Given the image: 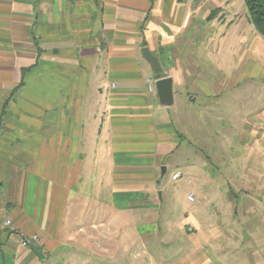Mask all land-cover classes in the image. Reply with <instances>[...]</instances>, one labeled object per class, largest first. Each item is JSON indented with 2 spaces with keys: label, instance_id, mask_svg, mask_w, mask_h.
I'll use <instances>...</instances> for the list:
<instances>
[{
  "label": "crops",
  "instance_id": "1",
  "mask_svg": "<svg viewBox=\"0 0 264 264\" xmlns=\"http://www.w3.org/2000/svg\"><path fill=\"white\" fill-rule=\"evenodd\" d=\"M236 2L0 0V264H63L80 223L98 218L102 167L112 218L100 227L126 263L264 264V173L254 206L238 207L226 206L231 193L190 177V210L173 207L157 175L183 148L182 116L223 119L235 89L264 81V37ZM144 47L173 79L170 107ZM6 219L40 243L22 247Z\"/></svg>",
  "mask_w": 264,
  "mask_h": 264
},
{
  "label": "rangeland",
  "instance_id": "2",
  "mask_svg": "<svg viewBox=\"0 0 264 264\" xmlns=\"http://www.w3.org/2000/svg\"><path fill=\"white\" fill-rule=\"evenodd\" d=\"M235 10L247 23L250 16L243 0L241 4L236 2ZM231 63H233L231 66L237 63L234 56L231 58ZM258 94L263 95L262 102L255 99L259 97ZM229 97L231 100L229 98L228 102H225L228 109L223 119L217 116L213 118L201 111L192 112L190 114L192 117H181L185 139L183 148L171 161L172 165L168 167L166 175L159 180L162 182L164 192L174 196L173 207L179 210H190L194 206V203L188 199L193 191L190 177L203 178L204 189L209 186L219 194L231 193V199H225V202H228L226 206L238 207L241 202H245L247 206H254V199L250 198V195L252 197L262 188L256 180L261 173H264V166H262L264 150L260 152L255 144L256 139L262 136L260 130L264 128V124L260 122L264 121V115L257 117L258 119L249 115H254L261 108L264 109V81L247 80ZM176 170L180 171L182 178L172 182V175ZM106 171V167L98 168V218L89 216L80 223L85 230L80 235L76 232L73 238L77 239L69 241L73 249H67L68 253H64L68 258L63 261V264H110V261L113 264H128L125 262V249L120 246L121 244L117 246V243L111 240L109 227H100L101 223H109L112 218L110 212L106 210L107 189L100 182L101 176ZM161 173V169H158L157 175L161 176ZM206 177L211 178L212 183L207 184ZM88 188H91L90 184ZM243 194L248 196L243 197ZM239 196L242 197L239 198ZM88 204L86 202V205ZM169 206L166 200L162 207L170 208ZM95 222L98 223V231H94L92 227ZM100 228H104L105 231L101 232ZM68 234L70 236L71 233ZM32 236H37L36 242L40 243L38 235ZM94 253L98 257H92ZM79 254H82L83 260L72 261L77 259Z\"/></svg>",
  "mask_w": 264,
  "mask_h": 264
},
{
  "label": "water",
  "instance_id": "3",
  "mask_svg": "<svg viewBox=\"0 0 264 264\" xmlns=\"http://www.w3.org/2000/svg\"><path fill=\"white\" fill-rule=\"evenodd\" d=\"M141 54L150 66L152 72L156 76H163V67L159 58L147 47L142 48ZM155 85L161 104L165 107L172 106L174 104L173 79L171 77H161L156 81ZM161 172V177L163 178L167 173V168L163 166ZM158 183L160 184V181ZM161 195V192H159V196Z\"/></svg>",
  "mask_w": 264,
  "mask_h": 264
},
{
  "label": "trees",
  "instance_id": "4",
  "mask_svg": "<svg viewBox=\"0 0 264 264\" xmlns=\"http://www.w3.org/2000/svg\"><path fill=\"white\" fill-rule=\"evenodd\" d=\"M255 30L264 37V0H243ZM161 78L163 76H157Z\"/></svg>",
  "mask_w": 264,
  "mask_h": 264
},
{
  "label": "built area",
  "instance_id": "5",
  "mask_svg": "<svg viewBox=\"0 0 264 264\" xmlns=\"http://www.w3.org/2000/svg\"><path fill=\"white\" fill-rule=\"evenodd\" d=\"M152 89H153V86L150 85V90ZM180 178H181L180 173H176L172 177L173 181H177ZM189 200L194 201V194L189 195ZM4 226L8 228L14 235H16L21 246L24 248L29 247L33 242H36L38 240L37 236H28L24 232L17 230V228L14 226L13 222L10 219H6L4 221Z\"/></svg>",
  "mask_w": 264,
  "mask_h": 264
}]
</instances>
